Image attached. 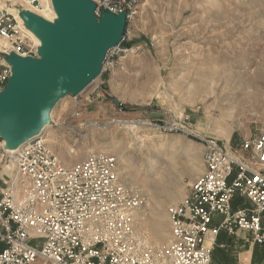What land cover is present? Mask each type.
Masks as SVG:
<instances>
[{
  "label": "rangeland",
  "instance_id": "obj_1",
  "mask_svg": "<svg viewBox=\"0 0 264 264\" xmlns=\"http://www.w3.org/2000/svg\"><path fill=\"white\" fill-rule=\"evenodd\" d=\"M0 6L14 15L45 8H29L23 0H0ZM210 71L254 84L241 90L240 82L228 86L218 81L195 90L198 75ZM263 85L264 0H136L120 51L82 93L54 106L41 132L57 158L70 161L67 167L89 152L116 157L119 180L146 199L134 220L137 232L165 248L168 209L185 198L203 173V147L197 138L240 152L243 140L264 128ZM249 92L257 93L256 103L231 106L232 98L243 100ZM153 124H177L181 131L155 130ZM0 143V171L11 177L10 151L1 138ZM245 235L236 243L238 237H225L227 251L216 240L213 262L264 261V245L248 252Z\"/></svg>",
  "mask_w": 264,
  "mask_h": 264
},
{
  "label": "built area",
  "instance_id": "obj_2",
  "mask_svg": "<svg viewBox=\"0 0 264 264\" xmlns=\"http://www.w3.org/2000/svg\"><path fill=\"white\" fill-rule=\"evenodd\" d=\"M23 2L41 10L50 0ZM92 2L95 17L104 10L125 11L126 21L136 5V0ZM0 41L1 90L10 76L5 56L37 58L38 46L5 6H0ZM121 43L108 50L103 68ZM150 126L181 131L177 124ZM197 139L203 147V173L185 198L168 209L165 248L137 232L133 212L139 213L146 199L119 180L116 157L89 152L66 169L45 144L42 132L27 140L8 153L13 173L0 187V264H214L212 254L221 231L237 237L238 232L247 234L246 243L262 247L264 128L245 138L238 153L211 138ZM236 196L247 206L233 209ZM216 217L219 222L211 227Z\"/></svg>",
  "mask_w": 264,
  "mask_h": 264
},
{
  "label": "water",
  "instance_id": "obj_3",
  "mask_svg": "<svg viewBox=\"0 0 264 264\" xmlns=\"http://www.w3.org/2000/svg\"><path fill=\"white\" fill-rule=\"evenodd\" d=\"M50 1L57 17L53 22L19 13L40 41L38 57L5 56L10 76L0 90V138L6 148L15 150L41 133L54 106L78 96L98 78L108 50L124 37L125 11L104 10L95 17L92 0Z\"/></svg>",
  "mask_w": 264,
  "mask_h": 264
},
{
  "label": "bare ground",
  "instance_id": "obj_4",
  "mask_svg": "<svg viewBox=\"0 0 264 264\" xmlns=\"http://www.w3.org/2000/svg\"><path fill=\"white\" fill-rule=\"evenodd\" d=\"M12 11H14V10H12ZM26 12L32 13L34 15H37V16H39V17H41V18H43V19H45V20H47L49 22H53V21H55L57 19L56 14H55V12H54V10L52 8V5H51V1L48 4V6L47 7L45 6L44 10L41 11V12H37V11H33V10H28ZM16 16H17L18 21L25 27L24 21L20 17V15L17 13ZM25 29H26L27 33L29 34L30 39H32L33 42H35V44L39 47L40 46V41L36 38V36H34V34H32V32L30 30H28L26 27H25ZM104 60H105V58H104ZM104 60H103V63H104ZM103 63H102V65H103ZM101 69H102V66H101ZM208 81H209V84H208ZM218 81H222L225 85H228V86H231L230 83L232 81H234V82H240L238 84H241V86H242V87L240 86V89L241 90L244 89L245 87H250V86H252L254 84L250 80L249 81H244V83H243L242 80H241V76H239V75H232V74L229 75L227 73H222V72H219V71H212L211 73H208V74H206L205 72L199 74L198 77H197L196 83H194V85H193V88L195 90H197L199 88L207 89V88H209L211 86V84L212 85L213 84H216ZM262 89H264V85H263ZM257 97L258 96H257V93L256 92L245 93L243 100H239V101L236 100L235 101L234 100L235 98H232L231 99L232 101L230 100L231 101V106L232 105H235L236 106V109H239V108H241V105L244 104V102L256 103L257 102ZM230 111H232V110H230ZM225 114L227 115L228 113H225ZM5 143H6V141L4 139V145H5ZM6 149L8 151H10V152L14 150V148H6ZM77 158H79V157H77ZM74 160H76V159H74ZM62 161L60 160V162L64 165V167L66 169H70L74 165L78 164V163H76V164L72 165L71 167H67V166H70V164H69L70 161L66 162L65 164ZM136 213L137 212H133V217H136ZM156 226H157V229L158 230H160V231L162 230L161 229L162 226L160 227V222L158 220H156ZM159 237H162V235H160Z\"/></svg>",
  "mask_w": 264,
  "mask_h": 264
},
{
  "label": "crops",
  "instance_id": "obj_5",
  "mask_svg": "<svg viewBox=\"0 0 264 264\" xmlns=\"http://www.w3.org/2000/svg\"><path fill=\"white\" fill-rule=\"evenodd\" d=\"M7 175H6V173H4V171H0V187H2L3 186V182H5L9 177H7ZM247 206V202L245 201V200H243V199H241V198H239L238 196H236V197H234V199H233V201H232V208L233 209H238V208H242V207H246ZM219 222V217H216V218H214V220H213V222H212V224H211V227H214L215 225H217V223ZM242 233H240V232H238V238H236V239H238V240H236V241H234L235 243L237 242V241H239V242H241L239 239H240V235H241ZM227 236H229V235H227L226 234V232L225 231H221L220 233H219V235H218V238H217V242H219L218 243V247L220 248V246L221 245H224L225 247L224 248H220V249H222L223 251H227L228 250V248L230 247V246H228V244H226L224 241H222L225 237H227ZM234 237H237V236H234ZM0 246L2 247V245L0 244ZM1 247H0V249H1ZM247 248V247H246ZM254 247H251L250 245L248 246V248H247V250H248V252H251L252 251V249H253ZM228 261V258L226 259H224L222 262H225V263H214V264H236L235 262H227ZM251 262H248L247 264H250ZM241 264H245V261H243V263H241Z\"/></svg>",
  "mask_w": 264,
  "mask_h": 264
},
{
  "label": "trees",
  "instance_id": "obj_6",
  "mask_svg": "<svg viewBox=\"0 0 264 264\" xmlns=\"http://www.w3.org/2000/svg\"><path fill=\"white\" fill-rule=\"evenodd\" d=\"M121 44H122V43H121ZM213 259L215 260V254H212V260H213Z\"/></svg>",
  "mask_w": 264,
  "mask_h": 264
}]
</instances>
